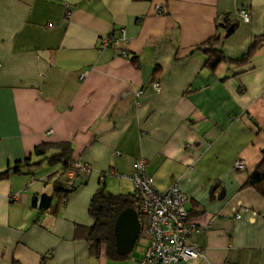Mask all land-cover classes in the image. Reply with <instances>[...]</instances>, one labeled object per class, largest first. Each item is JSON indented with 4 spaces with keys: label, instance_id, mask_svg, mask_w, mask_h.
I'll use <instances>...</instances> for the list:
<instances>
[{
    "label": "crops",
    "instance_id": "crops-1",
    "mask_svg": "<svg viewBox=\"0 0 264 264\" xmlns=\"http://www.w3.org/2000/svg\"><path fill=\"white\" fill-rule=\"evenodd\" d=\"M226 17L238 19L228 36ZM121 27L126 39L100 48ZM219 35L241 58L264 35V0H0V172L44 142H69L92 166L46 210L33 200L67 180L61 164L33 155L0 179V264H135L148 238L113 260L90 252L85 229L101 174L108 192V181L133 192L107 176L130 174L137 158L159 189L177 182L207 226L196 235L204 257L177 264H264V182L245 184L264 158V41L249 60L211 69L197 47Z\"/></svg>",
    "mask_w": 264,
    "mask_h": 264
},
{
    "label": "built area",
    "instance_id": "built-area-1",
    "mask_svg": "<svg viewBox=\"0 0 264 264\" xmlns=\"http://www.w3.org/2000/svg\"><path fill=\"white\" fill-rule=\"evenodd\" d=\"M156 9L158 12L162 11V5L157 4ZM238 14L244 21H249L251 18L250 12L245 8H241ZM119 34V38L113 35L103 37L100 48L109 47L113 42L122 38L126 39L125 27L119 29ZM120 53L122 56H128L125 49H122ZM84 75L85 73L82 77ZM154 87L157 90L161 89L157 81L154 82ZM141 93L142 91L137 92V98ZM231 119L235 120L236 117ZM234 167L238 170H245L246 163L238 160ZM91 172V164L81 159H73L67 176L70 182H73L77 177ZM108 174L132 181L134 192L140 201V210L148 219L141 228V235L148 238L149 243L142 257L135 264H177L181 260L204 257L205 249L197 242L196 235L205 230L207 226L193 219L186 206L188 197L177 182L167 189L156 187L154 177L147 173V162L144 158L135 160L130 174L117 173L115 170H110ZM103 176L105 175L101 174L102 179Z\"/></svg>",
    "mask_w": 264,
    "mask_h": 264
},
{
    "label": "trees",
    "instance_id": "trees-1",
    "mask_svg": "<svg viewBox=\"0 0 264 264\" xmlns=\"http://www.w3.org/2000/svg\"><path fill=\"white\" fill-rule=\"evenodd\" d=\"M222 26L226 29L225 36L230 35L238 26V19H229L226 17ZM221 37L213 36L206 44L200 45L197 48H204L208 57L205 61L206 66L215 69L221 62L230 61L241 63L249 60L252 54L261 46L264 41V35H258L254 38L249 46L248 51L238 59L227 57L221 49ZM219 43V44H218ZM137 56L132 58L136 61ZM36 155L42 157V161H48L52 165L61 164V174L67 173L70 168V163L73 160V147L69 142H44L35 147L33 154L25 158L23 161L19 160L17 164L9 169L0 172V179L6 178L12 171L19 172L25 164H29L32 156ZM60 172V171H59ZM58 173V171H57ZM105 176L106 174L103 173ZM105 176L101 178L102 185L92 196L89 204V214L93 218V224L85 229V239L88 242L90 252L93 255H100L103 248H105L106 255L113 260H122L128 257L129 254H119L116 251L115 239V222L118 215L128 207H135L139 213V218L142 226L147 222V217L140 210V201L135 192L117 193L113 194L106 190ZM70 182L67 177L66 181L57 182L55 184L54 193L51 195L42 194L33 200V205L38 206L42 210H46L54 204L58 195H61L63 200H67L68 195L79 186H76V180ZM264 182V158L261 163L248 176L246 185L256 186ZM193 217L194 211H190ZM142 236V235H141ZM139 240V239H138ZM44 264V262H42Z\"/></svg>",
    "mask_w": 264,
    "mask_h": 264
},
{
    "label": "water",
    "instance_id": "water-1",
    "mask_svg": "<svg viewBox=\"0 0 264 264\" xmlns=\"http://www.w3.org/2000/svg\"><path fill=\"white\" fill-rule=\"evenodd\" d=\"M81 182L82 178H78L75 185L79 186ZM219 186L220 183L217 182L214 188ZM225 193V188H222L219 198H224ZM114 231L117 252L122 255L131 253L141 235V222L135 207H128L118 215Z\"/></svg>",
    "mask_w": 264,
    "mask_h": 264
},
{
    "label": "rangeland",
    "instance_id": "rangeland-1",
    "mask_svg": "<svg viewBox=\"0 0 264 264\" xmlns=\"http://www.w3.org/2000/svg\"><path fill=\"white\" fill-rule=\"evenodd\" d=\"M107 178H112V177H111V175H108ZM116 178H118V177H116ZM107 189L113 194L122 193L124 190V188H121L120 185H115V184L111 183L110 181L107 182ZM186 206H187V204H186ZM143 242H144V239L142 237H140V239L137 241V244L133 250L134 253H136L138 248H140L142 246Z\"/></svg>",
    "mask_w": 264,
    "mask_h": 264
}]
</instances>
